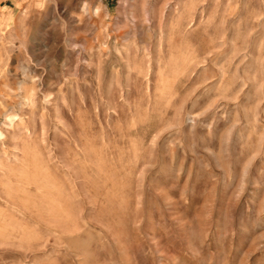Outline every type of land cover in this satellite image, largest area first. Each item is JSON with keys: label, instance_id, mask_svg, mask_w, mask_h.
<instances>
[{"label": "rangeland", "instance_id": "1", "mask_svg": "<svg viewBox=\"0 0 264 264\" xmlns=\"http://www.w3.org/2000/svg\"><path fill=\"white\" fill-rule=\"evenodd\" d=\"M0 264H264V0H0Z\"/></svg>", "mask_w": 264, "mask_h": 264}]
</instances>
